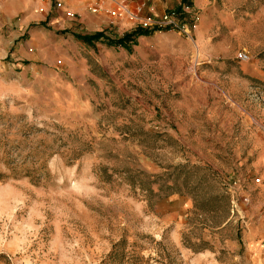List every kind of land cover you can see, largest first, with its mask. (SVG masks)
Masks as SVG:
<instances>
[{
	"label": "rangeland",
	"instance_id": "rangeland-1",
	"mask_svg": "<svg viewBox=\"0 0 264 264\" xmlns=\"http://www.w3.org/2000/svg\"><path fill=\"white\" fill-rule=\"evenodd\" d=\"M205 1L181 58L0 14V264H264V0Z\"/></svg>",
	"mask_w": 264,
	"mask_h": 264
},
{
	"label": "crops",
	"instance_id": "crops-1",
	"mask_svg": "<svg viewBox=\"0 0 264 264\" xmlns=\"http://www.w3.org/2000/svg\"><path fill=\"white\" fill-rule=\"evenodd\" d=\"M90 1V0H89ZM88 0H0V14L8 13L12 9L14 12L12 13H24L26 16L24 19H20V27H28L34 19H39L42 17L44 20H49L53 27V29L60 28H70L73 25H78L74 22L77 17H81L79 22L83 23L84 26L87 25H99L103 26L105 23V27H109L110 24L115 27L123 26L122 22L116 24L112 23L109 18V14L107 11L101 12L95 16H90L87 11V5L89 6L90 2ZM184 1V2H183ZM192 2L195 7H198L202 11H204L207 7V3L205 0H135V2L131 5L134 10H138L140 15L143 17H157L162 16L167 11L175 10L180 7L181 3ZM61 2L63 4V9H58L56 7V3ZM15 4V5H14ZM116 7L108 4L105 10H112ZM69 10L76 14L74 18H68L65 14V11ZM17 11V12H16ZM205 13V12H204ZM202 16V20L199 26V29L195 33V37L197 42L202 45H205L206 40V31L208 27V18L204 15ZM109 19V21L107 20ZM125 25H129L130 23H125ZM132 30V29H131ZM38 33L39 31H34ZM150 34L143 37H138L137 43L138 47L151 48V46H155L156 51L154 52L158 57L163 56V54L171 53L174 57L181 58L184 50L188 51L192 49V45L188 40H183L178 33L175 32H160ZM135 37V36H134ZM156 37V38H155ZM158 49V50H157ZM264 179V175H263ZM261 181V180H260Z\"/></svg>",
	"mask_w": 264,
	"mask_h": 264
},
{
	"label": "built area",
	"instance_id": "built-area-1",
	"mask_svg": "<svg viewBox=\"0 0 264 264\" xmlns=\"http://www.w3.org/2000/svg\"><path fill=\"white\" fill-rule=\"evenodd\" d=\"M135 0H90L89 10L92 13H101L107 11L110 17L120 20H129L133 23H139L146 27L157 26L163 31L178 32L179 34H184L186 36H191V31H193V26L188 25L187 22H183L178 18L180 16L176 13H166L162 16L143 17L140 15L138 10H134L131 5ZM108 4L115 6V9L105 10ZM58 9H63V4L61 2L56 3ZM193 9L189 5H185L183 8V15L185 17L191 16V21L193 20ZM68 18H74L75 14L69 10L65 11ZM246 55H240V59H246ZM260 183V179L256 180Z\"/></svg>",
	"mask_w": 264,
	"mask_h": 264
},
{
	"label": "trees",
	"instance_id": "trees-1",
	"mask_svg": "<svg viewBox=\"0 0 264 264\" xmlns=\"http://www.w3.org/2000/svg\"><path fill=\"white\" fill-rule=\"evenodd\" d=\"M143 33H144V32H141L140 34H143ZM99 37H100V34H98V35L95 36L96 39L99 38ZM129 38H130L129 36H126V37H125V39H129ZM125 39L119 40L118 43L121 45V44L124 42Z\"/></svg>",
	"mask_w": 264,
	"mask_h": 264
}]
</instances>
